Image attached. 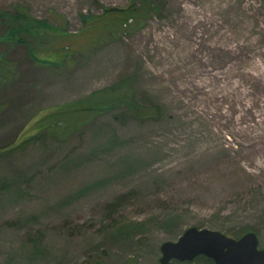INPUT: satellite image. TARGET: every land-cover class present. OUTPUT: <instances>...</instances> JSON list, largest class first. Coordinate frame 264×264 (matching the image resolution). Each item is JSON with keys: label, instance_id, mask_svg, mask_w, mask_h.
Returning a JSON list of instances; mask_svg holds the SVG:
<instances>
[{"label": "rangeland", "instance_id": "374dc122", "mask_svg": "<svg viewBox=\"0 0 264 264\" xmlns=\"http://www.w3.org/2000/svg\"><path fill=\"white\" fill-rule=\"evenodd\" d=\"M130 1L0 0L68 29L38 61L0 41V148H19L0 155V264H161L192 226L253 231L264 248V0H153L141 28L110 38ZM124 77L155 118L112 111L30 141Z\"/></svg>", "mask_w": 264, "mask_h": 264}, {"label": "trees", "instance_id": "16d2710c", "mask_svg": "<svg viewBox=\"0 0 264 264\" xmlns=\"http://www.w3.org/2000/svg\"><path fill=\"white\" fill-rule=\"evenodd\" d=\"M118 11L115 7L103 8L104 14H111ZM127 14L124 22L119 26L109 29L107 35L118 36L125 33L124 27H129V31L139 29L143 26L146 14L155 11L153 0H131L128 5L122 8ZM60 17V20H59ZM54 16L55 23L50 24L43 20H38L30 16L22 6L14 7V10L5 12L0 9V28L5 29L0 33V41L25 43L35 61L36 51L42 47L49 49L61 36L68 35L67 22L62 16ZM91 14H81V20L85 23L91 19ZM55 24V25H54ZM108 37V36H107ZM65 50H71L65 46ZM73 55V54H72ZM68 55L66 57H69ZM66 59V58H64ZM63 59V60H64ZM69 60V59H68ZM50 66L57 65L52 60H45ZM65 62V60L63 61ZM67 63V62H66ZM13 72V64L3 53L0 54V84L8 80ZM134 90L131 78H120L114 83L97 89L79 100L69 102L60 106L54 112V118L44 124L37 132L32 135L30 141H35L41 132L56 135L68 134L74 128L80 127L99 114L112 111H120L123 116L139 117L141 119L155 118L157 109L145 107L137 103L134 99ZM31 136V135H30ZM29 137V136H28ZM27 141V138L24 140ZM23 141V142H24ZM29 142V141H28ZM19 148H0V155ZM3 187H0V190ZM177 262L179 264H214V261L206 256H198L191 262H181L172 260L169 264Z\"/></svg>", "mask_w": 264, "mask_h": 264}, {"label": "water", "instance_id": "95a60500", "mask_svg": "<svg viewBox=\"0 0 264 264\" xmlns=\"http://www.w3.org/2000/svg\"><path fill=\"white\" fill-rule=\"evenodd\" d=\"M160 249L161 264L172 260L191 262L201 255L212 259L214 264H264V248L253 231L233 238L218 230L192 226L178 240L165 241Z\"/></svg>", "mask_w": 264, "mask_h": 264}]
</instances>
